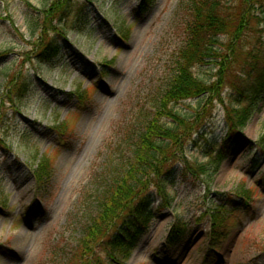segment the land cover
<instances>
[{
  "label": "rangeland",
  "instance_id": "obj_1",
  "mask_svg": "<svg viewBox=\"0 0 264 264\" xmlns=\"http://www.w3.org/2000/svg\"><path fill=\"white\" fill-rule=\"evenodd\" d=\"M188 1L147 0L141 10L140 0H62L67 30L60 52L41 62L36 36L29 40L26 3L42 10L53 0H0V51L7 53L0 60V264H85L75 248L80 226L107 169L127 156L125 137L169 75ZM252 1L254 12H264V0ZM79 11L85 18L75 22ZM249 25L254 30L241 47L259 48L264 57V21ZM232 68H240L239 60ZM218 69L194 72L209 80ZM248 108L236 142H219L203 156L226 129L224 106L213 101L192 134L198 145L184 151L190 162L207 163L206 171L166 186L171 205L150 219L122 264H264V153L255 144L264 94ZM40 166L46 186L38 190L32 169ZM236 191H247L249 201L228 195ZM214 203L221 208L216 228L207 213ZM177 218L185 233L169 244ZM106 256L100 250V261L88 264H104Z\"/></svg>",
  "mask_w": 264,
  "mask_h": 264
},
{
  "label": "trees",
  "instance_id": "obj_2",
  "mask_svg": "<svg viewBox=\"0 0 264 264\" xmlns=\"http://www.w3.org/2000/svg\"><path fill=\"white\" fill-rule=\"evenodd\" d=\"M60 1L53 0L42 10L26 3L29 40L36 36L34 57L41 62H50L59 54L60 39L66 34V7ZM146 1L140 0L141 10H145ZM256 3L252 0L188 1L183 43L173 54L169 75L151 97L149 111L142 112L137 129L125 137L127 156H121L107 169L108 176L92 198L94 210L80 226L75 248L80 250L85 264L99 262L100 250L107 253L104 264H122L150 219L171 205L173 196L166 186L179 178L186 182L190 175L206 171L207 163L190 162L184 151L190 142L198 145L192 134L210 116L213 101L224 106L226 129L224 137L211 140L201 155L210 154L219 142L222 146L236 142L249 117L248 107L264 94L262 50L241 47L244 35L254 30L250 20L264 21L263 11L260 14L252 10ZM75 18L78 22L85 15L79 11ZM6 54L0 51V60ZM238 60L240 68H232ZM213 64L219 66L216 78L207 80L194 72V67ZM226 86L230 90L227 97L222 92ZM17 88L23 91L26 85ZM192 99L194 104L186 103ZM255 144L264 153V127ZM44 170L41 166L32 169L38 190L46 186ZM228 195L245 202L250 199L247 191ZM219 207L220 204L214 203L208 208L212 228L220 224ZM185 228L182 221L175 219L167 243L180 239Z\"/></svg>",
  "mask_w": 264,
  "mask_h": 264
}]
</instances>
